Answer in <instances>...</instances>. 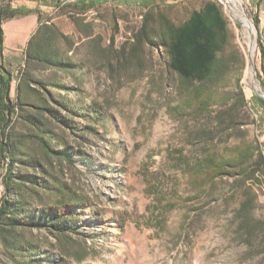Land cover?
I'll return each instance as SVG.
<instances>
[{"label":"rangeland","instance_id":"obj_1","mask_svg":"<svg viewBox=\"0 0 264 264\" xmlns=\"http://www.w3.org/2000/svg\"><path fill=\"white\" fill-rule=\"evenodd\" d=\"M205 1L0 0V9L40 11L42 22L55 29L54 47L67 64L65 70L24 67L23 54L39 15L17 14L3 22L1 60L14 79L10 98L25 70L45 86L28 104L45 105L52 97L99 109V121L93 113L73 118L77 135L61 124L51 126L73 162L53 160L49 169L89 205L77 211L87 245L80 264H264V174L256 182L224 177L201 187L190 175L205 152L221 153L240 142L264 156V112L253 98L263 95L257 45H264V0H243L256 29L251 60L237 42L225 0H209L220 6L227 24L228 43L221 56L229 61V72L214 84L222 102L207 113L183 108L177 94L180 80L169 69L163 47L142 45L132 52L133 34L145 14L180 24ZM236 26L242 29L238 22ZM122 47L124 64L114 59ZM60 116L72 119L63 111ZM13 128L28 138L36 154L31 131L19 121ZM247 201L250 219L260 222L251 236L241 229ZM23 236L39 257L51 261L43 264H76L61 259L55 240L43 232ZM0 264L17 263L3 254Z\"/></svg>","mask_w":264,"mask_h":264},{"label":"trees","instance_id":"obj_2","mask_svg":"<svg viewBox=\"0 0 264 264\" xmlns=\"http://www.w3.org/2000/svg\"><path fill=\"white\" fill-rule=\"evenodd\" d=\"M31 13L39 16L37 28L27 41L23 54L24 67L67 68L54 47L55 29L42 22L40 11L8 7L0 9V186L3 189L0 197V256L8 254L17 264H43V260L49 261L39 257L37 248L23 236L24 232L41 231L47 238L55 240L54 247L61 259H71L80 264L86 258L87 245L77 223V211L89 205L84 197L72 192L49 169L53 160L69 164L73 162L69 148L61 138L52 135L51 126L61 124L71 134L77 135L73 118L93 113V120L99 121V109L96 104L78 108L67 100L59 101L52 97L45 105L28 104L27 99H38L45 86L33 81L27 71L24 73L25 70L16 80L15 98H10L14 79L1 60L4 40L2 24L17 14ZM255 24H258L256 20ZM133 43L132 52L142 45L164 48L169 69L180 80L177 94L183 108L188 107L189 111L201 115L222 102L223 98L214 84L229 72V61L221 56L228 43V32L221 8L216 2L205 1L199 10L192 11L180 24L164 16L153 18L149 12L133 34ZM257 46L261 59L257 76L264 94V45L259 41ZM126 55L122 47L116 51L114 59L124 64ZM253 98L264 112V100L257 95ZM61 111L72 119L61 117ZM16 121L31 131L29 139L36 146V151H33L36 154L31 153L28 138L14 132ZM53 140L56 147L50 144ZM263 174L262 151L243 142L221 153L205 152L192 165L190 173L198 187L224 177H236L239 182L244 179L256 182ZM250 203L247 201L241 211V229L248 236L260 226V222L254 223L250 219L247 212ZM26 258H29L28 261H25Z\"/></svg>","mask_w":264,"mask_h":264},{"label":"bare ground","instance_id":"obj_3","mask_svg":"<svg viewBox=\"0 0 264 264\" xmlns=\"http://www.w3.org/2000/svg\"><path fill=\"white\" fill-rule=\"evenodd\" d=\"M225 4L227 5L228 10L230 11L229 20L231 21V26H233L235 34L237 36V42L245 50L246 54L248 53V59L251 60L254 56L256 48V29L245 12L244 2L243 0H225ZM236 22L241 25V30L236 26ZM244 43L247 44L248 50H246Z\"/></svg>","mask_w":264,"mask_h":264},{"label":"water","instance_id":"obj_4","mask_svg":"<svg viewBox=\"0 0 264 264\" xmlns=\"http://www.w3.org/2000/svg\"><path fill=\"white\" fill-rule=\"evenodd\" d=\"M254 73V72H253ZM258 97H260L261 99H263L264 100V94L262 95V96H260V95H258V94H256Z\"/></svg>","mask_w":264,"mask_h":264}]
</instances>
